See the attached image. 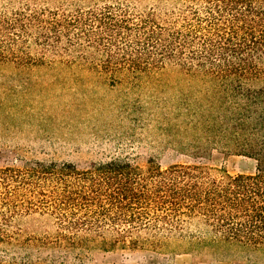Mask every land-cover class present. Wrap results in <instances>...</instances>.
<instances>
[{
	"label": "trees",
	"instance_id": "16d2710c",
	"mask_svg": "<svg viewBox=\"0 0 264 264\" xmlns=\"http://www.w3.org/2000/svg\"><path fill=\"white\" fill-rule=\"evenodd\" d=\"M35 1L26 0L11 15L0 12V62L24 59L22 47L31 37L51 47L70 34L75 44L95 36L93 42L137 60L105 65V75L138 80L176 71L201 85L196 94L202 102L184 107L188 128L199 131L206 144L234 147L255 161V170L162 168L153 160L143 168L126 158L85 169L42 161L3 167L0 243L80 252L120 246L264 256V0H175L172 9H150L137 21L112 15L109 7L85 20L44 18V11L31 6ZM193 149L201 154L204 147ZM35 214L46 224L21 225ZM0 264L67 263L4 251Z\"/></svg>",
	"mask_w": 264,
	"mask_h": 264
},
{
	"label": "rangeland",
	"instance_id": "374dc122",
	"mask_svg": "<svg viewBox=\"0 0 264 264\" xmlns=\"http://www.w3.org/2000/svg\"><path fill=\"white\" fill-rule=\"evenodd\" d=\"M25 1L0 0V12L11 15ZM176 2L36 0L31 6L44 11V18L85 20L101 16L109 7L112 15L137 21L150 9L164 12ZM67 38L49 47L31 37L28 46L22 47L26 56L17 53L24 59L0 62V168L42 161L85 169L92 163L126 158L143 168L153 160L162 168L201 164L230 174L254 172L253 159L238 154L234 147L206 144L199 131L188 128L190 118L184 107L201 101L196 94L201 85L176 71L138 80L110 77L100 68L137 62L134 55H125L106 42L97 44L95 36L90 42L80 38V45L72 34ZM198 145L204 147L201 154L193 149ZM28 223L44 225L46 221L35 214L21 221L23 227ZM4 251L52 256L67 264H264L261 255L247 259L211 249L116 246L80 252L0 243V257Z\"/></svg>",
	"mask_w": 264,
	"mask_h": 264
}]
</instances>
